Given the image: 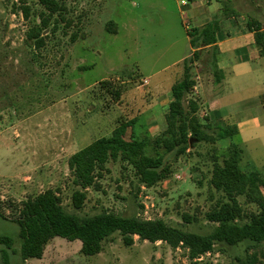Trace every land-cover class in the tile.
Returning <instances> with one entry per match:
<instances>
[{
    "label": "rangeland",
    "instance_id": "obj_1",
    "mask_svg": "<svg viewBox=\"0 0 264 264\" xmlns=\"http://www.w3.org/2000/svg\"><path fill=\"white\" fill-rule=\"evenodd\" d=\"M182 1L68 0L44 32L45 46L38 49L28 34L41 25L45 8L38 0H29L26 17L20 0H0V213L6 217L0 216V236L15 240L17 253L10 252V264H235L237 256L245 255L247 245H218L214 253L191 261L184 248L175 250L166 243L153 244L138 237L133 246L126 247L118 234L92 257L81 253L79 240L63 238L47 245L42 259L23 263L19 253L16 206L49 189H60L66 210L81 216L115 213L161 219L190 232L209 234L214 225L206 213L222 196L211 184L214 155L221 156L231 143H237L244 151L242 168L264 173V131L214 145L195 142L191 153L181 157L154 146L168 125L164 116L153 126L146 124L150 106L183 78L184 62L179 61L191 51L188 33L195 29L187 13L191 2L186 0L189 6L182 7ZM221 1L237 10L239 15L234 17L238 21L254 19L264 24V0ZM108 23L116 26L117 33L107 31ZM203 52L194 72L207 81L209 69L203 62L208 56ZM143 79L150 81L138 89ZM222 92L236 93L225 85L218 87V93ZM199 97L196 91L190 95L199 102L203 124L215 129L220 117L204 114ZM252 102L249 109L254 113L259 104ZM243 110L238 108L240 113ZM133 119L135 135L149 141L148 154L163 156L174 165L175 174L147 188L131 167L111 161L99 187L86 189L84 208L76 211L73 194L84 189L74 184L71 157ZM213 129L205 130L212 134ZM131 133L129 129L128 138ZM239 199L246 210L258 209L256 204H246L244 197ZM186 215L193 222L188 223ZM3 248L0 264H5Z\"/></svg>",
    "mask_w": 264,
    "mask_h": 264
},
{
    "label": "trees",
    "instance_id": "obj_2",
    "mask_svg": "<svg viewBox=\"0 0 264 264\" xmlns=\"http://www.w3.org/2000/svg\"><path fill=\"white\" fill-rule=\"evenodd\" d=\"M20 1V9L29 17V0ZM38 1L46 12L41 14V25L34 27L28 38L35 40L36 47L41 49L46 43L44 32L49 29L53 17L64 11L68 0ZM227 5L226 3L223 6L226 17L239 15L237 10H230ZM247 24L248 28L255 32L256 47L260 55L264 56L263 24L254 19ZM106 29L108 32L117 33L113 23H108ZM219 31L220 23L216 21L188 33L194 51L183 63V78L172 88V101L166 116L167 129L160 138L154 140V146L164 147L177 157L191 153V149L196 147L195 142L214 145L218 141L233 140L239 134L235 125L219 123L215 129L213 126H205L199 116V102L190 99L197 85L194 69L202 60V52L217 43ZM106 84L107 82H102L103 86ZM116 95L119 97L120 92L117 91ZM262 103L264 104V95ZM135 123V119L122 122L110 137L94 141L71 157L69 166L75 177L74 184L84 189L73 194V206L76 211L84 208L86 189L99 187V180L109 171L107 165L111 161L122 162L125 167H131L138 182L147 188L155 187L173 177L174 165L163 156L148 154L149 141L135 135ZM206 127L214 130L212 134L205 130ZM129 129L132 133L128 138ZM243 154L241 146L231 143L226 151L220 152L221 156L214 155L211 184L222 196L206 213L207 221L214 225L209 234L190 232L169 225L161 219L124 217L115 213L81 216L66 210L60 189H49L28 197L16 206L14 221L21 228L19 253L22 261L26 263L30 259H42L46 246L55 238L72 242L79 240L82 243L81 253L92 257L100 254L104 243L118 234L126 247L133 246L135 238L138 237L141 241L153 244L166 243L175 250L184 248L188 251L191 261L214 253L218 245H247L245 255L237 256L235 264H264V182L262 174L243 171ZM240 197L246 199V204H256L258 209L246 210L240 202ZM0 216L6 219L2 213ZM185 220L188 223L193 222L189 215L185 216ZM0 246L5 247L1 249L4 263L10 264V252L17 253V249H14L15 240L2 235Z\"/></svg>",
    "mask_w": 264,
    "mask_h": 264
},
{
    "label": "crops",
    "instance_id": "obj_3",
    "mask_svg": "<svg viewBox=\"0 0 264 264\" xmlns=\"http://www.w3.org/2000/svg\"><path fill=\"white\" fill-rule=\"evenodd\" d=\"M189 1L191 5L187 8V13L191 15L195 28H202L216 21L220 23L217 43L204 50L206 51L205 56H208V59L203 62L209 69V74L205 73L207 81H202L201 74H196L197 85L194 91L200 94L199 101L206 110L204 114L219 116L220 124L237 126L239 134L236 137L243 134L250 135L254 131H264V104L262 103L264 56L260 55L256 47L255 32L248 28L247 20L238 21L234 16L226 17L221 0ZM184 12L183 9L182 13ZM189 41L191 44V38ZM193 51L191 44L190 54L182 57L179 62H184L192 55ZM145 80L149 79L141 80L142 86H139L138 89L145 87L143 83ZM224 85L230 91L234 89L236 93H218V87ZM171 101L172 91L158 97L156 103L150 106L151 118L146 121V124L153 126L162 121V116L167 122L166 116L169 113ZM252 101L259 104L254 113L249 109L254 103ZM239 107H244L245 110L240 113ZM155 127L153 128L155 129ZM243 162L245 163V159H242L241 168ZM243 171L262 174L264 182V173L253 171L249 166Z\"/></svg>",
    "mask_w": 264,
    "mask_h": 264
},
{
    "label": "built area",
    "instance_id": "obj_4",
    "mask_svg": "<svg viewBox=\"0 0 264 264\" xmlns=\"http://www.w3.org/2000/svg\"><path fill=\"white\" fill-rule=\"evenodd\" d=\"M188 4H189V3H188V1H186V0H183V1L181 2V5H182V6H187ZM148 82H149L148 80H145V81H144V84L147 85Z\"/></svg>",
    "mask_w": 264,
    "mask_h": 264
},
{
    "label": "water",
    "instance_id": "obj_5",
    "mask_svg": "<svg viewBox=\"0 0 264 264\" xmlns=\"http://www.w3.org/2000/svg\"><path fill=\"white\" fill-rule=\"evenodd\" d=\"M191 143H192V141H191Z\"/></svg>",
    "mask_w": 264,
    "mask_h": 264
}]
</instances>
